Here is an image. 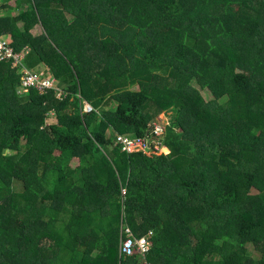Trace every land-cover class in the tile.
<instances>
[{"label":"trees","instance_id":"obj_1","mask_svg":"<svg viewBox=\"0 0 264 264\" xmlns=\"http://www.w3.org/2000/svg\"><path fill=\"white\" fill-rule=\"evenodd\" d=\"M2 1L0 264H264V0Z\"/></svg>","mask_w":264,"mask_h":264},{"label":"built area","instance_id":"obj_2","mask_svg":"<svg viewBox=\"0 0 264 264\" xmlns=\"http://www.w3.org/2000/svg\"><path fill=\"white\" fill-rule=\"evenodd\" d=\"M3 1H0V6ZM2 9L0 7V19H1ZM25 57V51L16 52L14 48L9 44V42L0 37V64L4 62H12V66H18L22 63ZM43 71L40 73H32L31 71L24 69V74L22 76V82L20 85V91L26 92L30 88H36L37 90L43 92L47 89L54 88L55 95L61 98L64 95L62 88L56 85L55 78L51 75H43ZM166 115V114H162ZM159 115L151 124V129L146 136H126V135H116L115 144L119 146L121 152L131 153V152H159L162 146L161 139L166 133L167 127L170 125V118L167 123H163L160 120ZM167 116V115H166ZM127 237L125 239H120L119 242V252L122 256H130L132 254H139L144 257L148 253L150 244L149 237L152 232H148L146 235L140 236L138 238H131L132 234L128 229L125 230Z\"/></svg>","mask_w":264,"mask_h":264},{"label":"rangeland","instance_id":"obj_3","mask_svg":"<svg viewBox=\"0 0 264 264\" xmlns=\"http://www.w3.org/2000/svg\"><path fill=\"white\" fill-rule=\"evenodd\" d=\"M11 5H15V1H11ZM16 14L18 13L17 11L15 12ZM36 32H37V30H36ZM36 69H40V68H36ZM41 70H43V71H45L46 69H45V67L43 66L42 68H41ZM46 72V71H45ZM202 92V95L204 96V98L206 99V100H211L212 99V96H211V94L207 91V90H202L201 91ZM84 107H88V105L85 103V105H84ZM172 112H170V113H161L160 115V120L163 122V123H167L168 122V120H169V118L172 116V114H171ZM162 114H166V115H162ZM56 121V119H55V117L52 115V114H50L49 116H48V118H47V122L48 123H54ZM14 184H15V188H16V191L18 192V193H20L21 191H22V186H21V184H20V182L19 181H15L14 182ZM256 193H258V191L256 190V189H253L252 190V194H256ZM250 251H252V248L250 247Z\"/></svg>","mask_w":264,"mask_h":264},{"label":"crops","instance_id":"obj_4","mask_svg":"<svg viewBox=\"0 0 264 264\" xmlns=\"http://www.w3.org/2000/svg\"><path fill=\"white\" fill-rule=\"evenodd\" d=\"M1 1V0H0Z\"/></svg>","mask_w":264,"mask_h":264}]
</instances>
